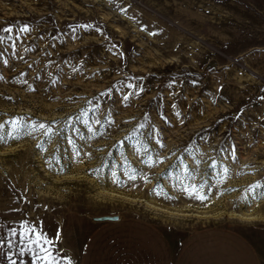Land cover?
I'll list each match as a JSON object with an SVG mask.
<instances>
[{"label":"rangeland","instance_id":"1","mask_svg":"<svg viewBox=\"0 0 264 264\" xmlns=\"http://www.w3.org/2000/svg\"><path fill=\"white\" fill-rule=\"evenodd\" d=\"M0 124V264H264V0H0Z\"/></svg>","mask_w":264,"mask_h":264},{"label":"snow or ice","instance_id":"2","mask_svg":"<svg viewBox=\"0 0 264 264\" xmlns=\"http://www.w3.org/2000/svg\"><path fill=\"white\" fill-rule=\"evenodd\" d=\"M4 31H11L10 28L8 29H4ZM21 31H27V26H25L23 29H21ZM13 127L16 126L17 124V121L13 120L11 121ZM4 125L3 124H0V128H3ZM41 128H43L44 126L43 125H40ZM227 169L225 168L224 169V172L227 173ZM254 187V186H252ZM193 190L195 191V187L193 186ZM197 198L203 200L205 199V197L203 195H200L198 196ZM29 232H34V229L32 228H29L28 229ZM57 239H59V235H57L56 237ZM29 243L31 244H35L37 246V248L39 249V252L37 255L34 256V260L35 261H39L40 264H58L59 262V257L58 256H55L52 254V251H51V246L53 244V242L51 240H49L45 235H43L42 233L40 234H36L35 238H29ZM43 245H49L48 248H45L43 247ZM42 253V255H41ZM67 259V258H65ZM68 264H71V261L69 260L68 261Z\"/></svg>","mask_w":264,"mask_h":264}]
</instances>
